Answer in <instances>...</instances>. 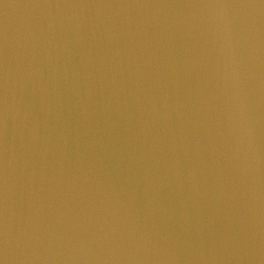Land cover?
Listing matches in <instances>:
<instances>
[{"label": "water", "instance_id": "obj_1", "mask_svg": "<svg viewBox=\"0 0 264 264\" xmlns=\"http://www.w3.org/2000/svg\"><path fill=\"white\" fill-rule=\"evenodd\" d=\"M0 264H264V0H0Z\"/></svg>", "mask_w": 264, "mask_h": 264}]
</instances>
